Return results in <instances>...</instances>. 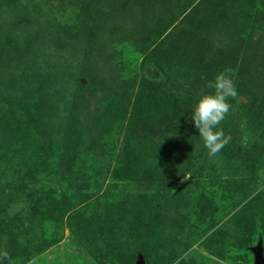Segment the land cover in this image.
<instances>
[{
	"label": "rangeland",
	"instance_id": "1",
	"mask_svg": "<svg viewBox=\"0 0 264 264\" xmlns=\"http://www.w3.org/2000/svg\"><path fill=\"white\" fill-rule=\"evenodd\" d=\"M226 68L209 157L191 115ZM259 241L264 0H0V264H253Z\"/></svg>",
	"mask_w": 264,
	"mask_h": 264
},
{
	"label": "clouds",
	"instance_id": "2",
	"mask_svg": "<svg viewBox=\"0 0 264 264\" xmlns=\"http://www.w3.org/2000/svg\"><path fill=\"white\" fill-rule=\"evenodd\" d=\"M207 87L213 91L199 97L192 110L191 120L203 139L209 157H214L230 142V136H226L218 126L232 111L229 99L238 97L232 69L226 68L217 73L214 81H210ZM9 258L7 251L0 252V259Z\"/></svg>",
	"mask_w": 264,
	"mask_h": 264
},
{
	"label": "water",
	"instance_id": "3",
	"mask_svg": "<svg viewBox=\"0 0 264 264\" xmlns=\"http://www.w3.org/2000/svg\"><path fill=\"white\" fill-rule=\"evenodd\" d=\"M250 251L253 256V264H264V251L260 241ZM136 264H142L140 258H138Z\"/></svg>",
	"mask_w": 264,
	"mask_h": 264
},
{
	"label": "trees",
	"instance_id": "4",
	"mask_svg": "<svg viewBox=\"0 0 264 264\" xmlns=\"http://www.w3.org/2000/svg\"><path fill=\"white\" fill-rule=\"evenodd\" d=\"M203 19H204V17H200V18H196L195 21L198 22V21H201V20H203Z\"/></svg>",
	"mask_w": 264,
	"mask_h": 264
}]
</instances>
